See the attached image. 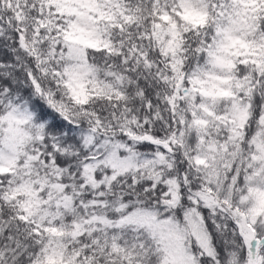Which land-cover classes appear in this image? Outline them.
<instances>
[{
	"label": "snow or ice",
	"instance_id": "snow-or-ice-1",
	"mask_svg": "<svg viewBox=\"0 0 264 264\" xmlns=\"http://www.w3.org/2000/svg\"><path fill=\"white\" fill-rule=\"evenodd\" d=\"M0 264H264V0H0Z\"/></svg>",
	"mask_w": 264,
	"mask_h": 264
}]
</instances>
